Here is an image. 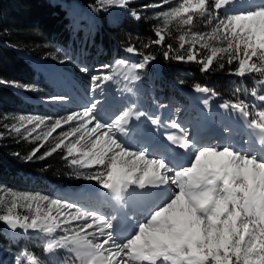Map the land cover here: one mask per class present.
I'll return each mask as SVG.
<instances>
[{
    "label": "snow or ice",
    "instance_id": "6c2138e0",
    "mask_svg": "<svg viewBox=\"0 0 264 264\" xmlns=\"http://www.w3.org/2000/svg\"><path fill=\"white\" fill-rule=\"evenodd\" d=\"M131 2L97 0L98 5L119 8H126ZM229 3L230 0H182L178 7L159 14L166 20H176L187 26L193 24L194 16H207L206 27L216 21L209 32H190V40H186L185 35L179 36L180 49H184L186 43L190 45L186 55L174 51L171 43L165 45V35L159 30L154 33L157 38L143 47L162 46L164 58L196 62L202 72H208L219 57V69L225 68L223 61L226 58L228 65L238 61L235 72L240 76L264 75V5L219 19L215 10ZM130 15L136 20L141 19L137 10H130ZM212 41L223 46H213ZM197 44L209 50L206 58L198 59ZM126 51L141 57L128 68L130 74L144 69L156 59L154 53L142 52L135 46H128ZM116 64L126 65V62L120 60ZM81 71L87 72L88 68L84 66ZM92 79L101 81L112 77L104 75ZM126 79H139V76L131 74ZM196 88L201 92L209 91L200 85ZM250 95L257 97V92L252 91ZM258 99L264 102V92ZM223 107L249 116L243 100L231 105L225 103ZM141 117L151 124L159 123L147 113L133 108L102 120L94 102L80 111L54 119L47 131L35 136L37 141H47L63 124L76 122L70 131L60 134L63 138L50 151L39 158L44 159L58 149L66 148L72 165L96 169L84 179L96 181L117 199L127 197L136 208L149 209L144 222L136 224L130 235L122 239L115 237L113 224L102 212L32 193L14 195L6 213L0 214V221L13 230L25 232L30 229L47 234L55 233L57 229L70 232L60 239L50 240L44 250L51 253L53 249L67 248L78 264H264V155L242 154L230 145H197L187 130L180 129L179 135L171 134L167 139L180 149L188 150L187 164L177 167L163 157L150 159L146 155L147 149L130 151L118 137V133L126 131L130 120ZM18 121L19 125L5 124L4 127L16 134L24 128L31 136L45 124L43 118L23 115ZM26 125H32L31 129L28 130ZM171 127L179 129L180 125L173 122ZM248 127L258 133L259 142L264 145V110L255 114ZM70 137L76 139L70 140ZM65 140L69 142L66 144ZM40 147L43 144L33 149L29 158L36 156ZM17 207L27 208L30 215L17 214ZM73 221L80 223L75 228L63 227ZM25 257L28 264H39L36 255L25 254Z\"/></svg>",
    "mask_w": 264,
    "mask_h": 264
},
{
    "label": "trees",
    "instance_id": "16d2710c",
    "mask_svg": "<svg viewBox=\"0 0 264 264\" xmlns=\"http://www.w3.org/2000/svg\"><path fill=\"white\" fill-rule=\"evenodd\" d=\"M156 2L132 0L126 8H119L98 5L97 0H0V187L41 194L50 186H73L76 172L67 153L58 149L40 159L53 148L44 144L36 156L29 158L33 149L40 145L4 127L11 117L50 113L33 91L11 85L52 90L56 79L51 84L38 79L34 67L55 71L50 57L61 50L76 55L80 63L88 60L92 66H111L115 58L139 62L140 55L126 51L130 45L142 52L154 53L156 59L144 69L134 71L139 79H132L128 85V90L135 96L134 104L147 113L152 111V102L165 101L166 86L170 87L172 83L178 88L174 92L169 88V92L174 93L175 100L181 105L188 103L186 92L197 90V85L208 88L219 103L229 105L245 100L247 96L252 97V91H256L257 96L263 92L264 76L259 73L238 75L235 72L238 61L228 65L225 58V68L219 69L218 57L208 72H202L197 64H182L180 69L189 75H180L172 69L171 61L162 55L164 47L150 45L144 48V44L156 39L154 33L159 30L165 35L164 44L171 43L173 50L180 54L179 36L184 34V27L177 21L165 23L156 19L153 9L143 8ZM130 10H137L141 19L131 17ZM108 13L113 14L117 23L106 24L105 15ZM189 27L201 29L195 24ZM74 80L70 83L73 84ZM78 83L76 81L74 86ZM55 238L30 229L28 237L12 241L6 237L0 222V264H7L3 261L10 250L24 251L47 261L59 260L64 248L55 249V253L44 250L46 244Z\"/></svg>",
    "mask_w": 264,
    "mask_h": 264
},
{
    "label": "rangeland",
    "instance_id": "374dc122",
    "mask_svg": "<svg viewBox=\"0 0 264 264\" xmlns=\"http://www.w3.org/2000/svg\"><path fill=\"white\" fill-rule=\"evenodd\" d=\"M142 1V0H141ZM211 2V0H210ZM182 3V0H157L156 3H153L150 9H153V15L155 16L156 19H162L163 22H171V21H176V20H166L164 16L159 15L160 13L163 12H168L171 11L173 7H178L179 4ZM260 7L259 4L256 3H251V1L247 0H230V3L225 5L223 8L219 10H215V14L218 16L219 19H224L228 15H233V14H238L239 12H247L249 10H252L254 8ZM145 8V7H143ZM132 17V16H131ZM208 19L207 16L204 17H197L194 16L193 19V24L195 25H200L201 29H192L191 27L187 25H183L184 27V34L186 37V40H190V35L189 33L191 32L192 34H199V33H205L209 32L211 30L212 24H214L216 21H212V24L205 26V21ZM105 21L106 24H115L117 23L116 18L113 16L112 13H108L105 15ZM161 27V26H158ZM209 29L207 31L206 28ZM198 30V31H195ZM193 32H198V33H193ZM162 33V32H161ZM157 38V37H156ZM213 46H223L220 42L218 41H212L211 42ZM157 46V45H155ZM189 44H185L184 49H180V54H185L187 53V49L189 48ZM160 47V46H157ZM196 50L199 51V56L198 59L200 58H206L209 50L208 49H203L200 48V45H196ZM79 58H82L79 57ZM78 60V57L76 55H69L66 54L65 52L60 51V53H57L53 56L50 57V61L54 62L55 67L53 70L55 71H47L43 70L42 68L39 67H34L36 71V77L38 79H43L46 81L48 84L52 83L54 79L55 80V85L53 86L52 90H48L46 88H38V89H31V88H26V87H20L23 90H31L33 93L39 98L40 102L43 105H46L48 109L47 111H50V113H47L45 115H30L26 117H40L45 120V124L41 125L40 128L37 130L36 133H32L31 136L27 135V132L25 131L24 128L21 129V133L17 134L18 136L22 138H26L31 142H35L38 145L41 144H49L51 146H55V144L62 139L63 137L60 135L62 132L65 131H70L71 127L75 126L76 122H72V124H63L62 128L57 129L55 133L51 137L48 138L47 141H37L35 140V136L37 134H42L43 132L47 131L48 126L53 122L54 119L56 118H63L67 116L68 114H71L73 111H80L84 106L90 105L92 103L97 104L98 108V113L99 116L102 120H108L111 116H113L116 112H119L121 110H127L129 108H133L134 111H142L140 108L137 107V104H134L135 102V96L131 93L130 90H128V85L129 82L132 81V79H126V76H129L133 73L128 72V68L132 63L121 59V58H115L112 65L109 68H104L100 65H95L92 66V64L86 60L84 63H80ZM125 61L126 65H117L116 61ZM171 61L172 69H175L180 75H189L186 71H183L182 64H197L196 62H188V61H179L176 60L175 58L169 59ZM49 62V61H48ZM86 66L88 68L87 72L81 71V68ZM200 66V65H199ZM136 71V70H134ZM108 75L111 76V80H101V81H93L92 77L94 76H104ZM259 76H264L259 73ZM74 80V83L76 81H79V83L74 86L75 84H71L70 82ZM99 85V87L97 86ZM13 86V85H11ZM170 87L166 86V98L165 101L162 102H152V111L150 114H147L148 116H151L153 119H157L158 121L163 122L165 126H171L173 122L177 123L180 125V129H185L191 134L192 136V126L193 122H196L197 120L194 119L195 116L192 115L191 110L192 108H195V112L199 115V112L197 111V106L193 103L192 98H191V92H186L187 97L189 98V101L187 104L181 105L180 103H177V101L174 98V93L169 92L172 90L174 92L175 89L178 88L177 84L172 83L169 85ZM194 91V90H193ZM197 92H201L196 90ZM261 91L264 92V82L261 85ZM193 92V93H197ZM192 93V94H193ZM203 93V92H202ZM207 94L212 95L210 91L204 92ZM173 95V97H172ZM63 98V99H55L54 98ZM216 97L212 95V99H215ZM211 99V98H210ZM211 99V104H214L216 102L215 108L217 109L216 112V117L211 119L210 126L215 127V129L219 128L220 130H215L216 132H219V135H214V143L213 145L215 146H220L219 144V138L221 136L226 137L227 139V144L232 145L231 147L234 150H238L237 148L235 149L234 146V140L229 141V135L227 136L226 132L228 131V128L224 125L225 117L229 118V112L228 110L223 107L224 104H221L217 101V99L212 100ZM240 101V100H239ZM245 104L247 105V110L249 112V116L244 117L242 116L244 120H251L255 118V114L258 113L261 110H264V104L263 102L259 101L258 96L257 97H246L245 100H243ZM165 102V103H163ZM109 103L111 105H109ZM228 109L236 111V114H231L235 119L237 120L240 116L241 113L235 109H232L229 107ZM224 110V111H223ZM19 116L11 117L9 118V122L7 123L8 125L11 124H17L19 125L18 121ZM199 118V117H197ZM200 120V118H199ZM198 120V121H199ZM132 122V121H131ZM133 122L136 123L134 120ZM248 123V122H247ZM246 123V127L248 128V124ZM215 125V126H214ZM32 125H26V128L30 130ZM91 127V125H90ZM230 130V128H229ZM132 129L130 130L128 136L126 135L127 138H125L122 133H118V137L126 144V146L129 148L130 151H139L142 148H147L146 146L139 147L138 144L134 143L133 138H136V136H139L140 133L137 132V134L134 135L132 133ZM14 132V131H13ZM15 133V132H14ZM197 134V132H196ZM129 138H131L129 140ZM70 140H75L76 137H70ZM146 140V139H145ZM144 140V141H145ZM197 145H203V143L197 142L195 139H193ZM69 140H65V143L67 144ZM131 142V143H130ZM147 143V140L145 141ZM206 143V142H205ZM208 145H212L211 143H208ZM224 146V145H223ZM160 152L163 153L162 156L159 157V155H155L152 153L156 159L157 158H162L166 157V154L168 153V149L164 150L163 147H159ZM61 150L64 153H67L66 148H61ZM246 153V149L245 152ZM150 154L149 149L146 152V155L150 159H154L153 155ZM256 155H259L258 153ZM71 158V157H70ZM181 163V162H180ZM187 162H184L182 165H186ZM74 170L76 172L75 177L72 180V187H54L50 186V188H46L45 193H41L40 195L42 196H47L50 199H59L64 203H73L76 204L77 206H82L85 207L86 205L90 206L91 208L96 207L90 200L88 199V196L91 197L92 199H100V195L103 192L104 188L99 185L96 181H90L87 179H84L83 177L85 175L91 174L93 171L96 169H89V168H84L81 166L73 165ZM76 185V186H74ZM80 186V187H77ZM20 193H32V194H39V193H33L31 190L29 191H15L7 188H2L0 187V200L3 201V203H0V214H5L7 207L10 206V203L12 199L14 198V195L20 194ZM105 194V193H102ZM73 195H81L82 197L80 198V201H77L75 203V197ZM88 195V196H85ZM91 195V196H90ZM102 197V196H101ZM96 203V201H93ZM19 203V202H18ZM82 204V205H81ZM95 210V209H94ZM16 213L19 215H30V212L27 208L25 207H17L16 208ZM99 212V210H95ZM139 212H143L142 210H139ZM129 216H132V212L128 213ZM105 217H109V220L113 224V227L116 226L114 218H112V213L111 212H106L104 213ZM141 216V214H140ZM142 220L143 218H138ZM1 224H3L5 228V234L6 237L9 238L12 241H16L19 238H24L29 236V231L25 232L22 230L20 233H9L6 231L7 229V224L3 221H0ZM130 222V220H129ZM141 221L140 223H142ZM80 222L73 221L71 225H65L63 227H70V228H75ZM126 227V225H124ZM134 227V226H133ZM134 230H131L128 235H130ZM70 232H64L62 229H57L55 233H52L50 235L55 236V239H60V237L64 235H70ZM54 240V239H53ZM56 250L53 249L51 253H55ZM62 257H60L59 260H50L47 261L42 257L38 258V262L40 264H78V261L75 260L74 254L70 253L67 248H64L63 251H61ZM25 254H28L24 251L21 252H16L15 250H10L8 252V255L4 258V263L7 262V264H17V261H19V264H28ZM1 255V254H0Z\"/></svg>",
    "mask_w": 264,
    "mask_h": 264
},
{
    "label": "bare ground",
    "instance_id": "6f19581e",
    "mask_svg": "<svg viewBox=\"0 0 264 264\" xmlns=\"http://www.w3.org/2000/svg\"><path fill=\"white\" fill-rule=\"evenodd\" d=\"M251 1V3L259 4L260 6L264 5V0H247ZM196 90L191 92V98L193 103L197 106V111L199 112V115L195 112V108H192L191 113L195 116L194 119H196V122H193V132L192 136L190 135L191 139H195L199 143H203V145H208V143H211L213 145L214 143V135H219V132H216L215 130H220L219 128L215 129V127H211V119L216 117L217 109L215 108L214 104H211L212 95L202 92H197ZM193 93V94H192ZM211 98V99H210ZM216 99V98H215ZM212 99V100H215ZM205 100L208 101L207 104H205ZM218 101V100H217ZM264 104V102H263ZM109 105H111L109 103ZM229 112V118L225 117L224 125L228 128L230 126V130L228 128V131L226 132L227 136L229 135L228 140L232 141L234 140V146L235 149L237 148L238 152H241L242 154H245L246 149V155H256L257 153L259 155H264V145H261L258 138V133L252 129L247 128L246 123L249 122V120H244L242 115L236 120L235 115L236 111L226 108ZM224 111V110H223ZM199 117V118H197ZM136 121L133 122V121ZM199 120V121H198ZM132 121V122H131ZM248 124V123H247ZM133 130L131 134L135 135L140 133L139 136H136L134 140L135 144H138L139 147L146 146L149 149L150 154L154 153L155 155L162 156L163 153L160 152L159 147H163L164 150H169L166 154V157H163L166 159V161H170L173 165L179 167L184 162H188L187 159H185V156L188 153V150L180 149L177 145H174L167 139V137L171 134H177L179 135L180 130L179 129H173L171 126H165L163 122L159 121L158 124H151L149 120H147L144 117H141L139 120L132 119L129 121V124L126 127V131L122 133V135L126 137L128 136L130 130ZM197 132V134H196ZM131 138H129L130 140ZM147 140V143L145 141ZM145 140V141H144ZM220 146H225L227 144V139L224 136H221L219 139ZM206 142V143H205ZM131 143V142H130ZM230 146H232L230 144ZM153 155V154H152ZM154 156V155H153ZM154 156L153 158L156 159ZM181 162V163H180ZM138 191H154V189H147V190H141L137 189ZM105 193V194H102ZM100 195V199H92L88 195V199L96 201H91L96 207L91 208L90 206L86 205L83 208H90L99 210V212H102L103 214L106 212L112 213V218H114L116 226L113 227V234L117 238H124L129 234L131 230L135 229V225L140 223L141 221L144 222L145 218L148 215V210L145 208H136L130 204L127 197L124 199H117L114 194L110 193L108 190H103V192ZM91 196V195H90ZM102 196V197H101ZM75 197V203L77 201H80L79 197H82L81 195H73ZM82 205V204H81ZM154 206V205H151ZM150 206V207H151ZM139 210H142L143 212H139ZM129 212H132V216H129ZM141 214V216H140ZM143 218L142 220L138 218ZM107 218V217H106ZM109 219V217H108ZM130 220V222H129ZM126 225V227H124ZM134 226V227H133ZM124 228V229H123Z\"/></svg>",
    "mask_w": 264,
    "mask_h": 264
},
{
    "label": "water",
    "instance_id": "95a60500",
    "mask_svg": "<svg viewBox=\"0 0 264 264\" xmlns=\"http://www.w3.org/2000/svg\"><path fill=\"white\" fill-rule=\"evenodd\" d=\"M9 233H20V232H22V229H16V230H13V229H11V228H9L8 226H7V229H6Z\"/></svg>",
    "mask_w": 264,
    "mask_h": 264
}]
</instances>
